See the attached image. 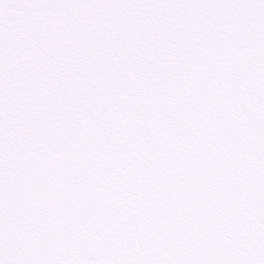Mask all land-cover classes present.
I'll return each mask as SVG.
<instances>
[{
	"label": "snow or ice",
	"instance_id": "1",
	"mask_svg": "<svg viewBox=\"0 0 264 264\" xmlns=\"http://www.w3.org/2000/svg\"><path fill=\"white\" fill-rule=\"evenodd\" d=\"M0 264H264V0H0Z\"/></svg>",
	"mask_w": 264,
	"mask_h": 264
}]
</instances>
